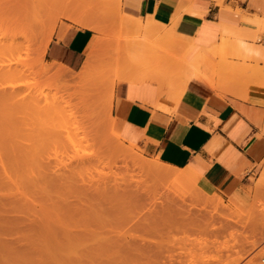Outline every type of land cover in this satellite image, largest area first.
<instances>
[{"label": "crops", "instance_id": "obj_1", "mask_svg": "<svg viewBox=\"0 0 264 264\" xmlns=\"http://www.w3.org/2000/svg\"><path fill=\"white\" fill-rule=\"evenodd\" d=\"M101 3H119L134 27L140 22L151 40L141 47L155 53V71L132 74L146 94L133 96L126 78L116 85L120 127L167 164L195 170L202 192L253 213V225L264 231V0ZM82 22L58 24L49 61L80 70L107 44L97 24ZM195 59L203 75L193 74Z\"/></svg>", "mask_w": 264, "mask_h": 264}, {"label": "bare ground", "instance_id": "obj_2", "mask_svg": "<svg viewBox=\"0 0 264 264\" xmlns=\"http://www.w3.org/2000/svg\"><path fill=\"white\" fill-rule=\"evenodd\" d=\"M69 14L68 16H70ZM79 21L82 24L84 23L82 22V20ZM18 24L20 25V22H18ZM137 24L138 26H141L140 22ZM25 26L26 25L23 26V29ZM146 27H153L151 21L146 24ZM14 29L15 32L17 27H14ZM8 33L6 34L7 36H10L12 34ZM29 33L30 32H28V37ZM50 34L53 33H49V35L45 37L46 39L44 40V42L41 44L39 50H42V54H46L47 47L52 39V35ZM11 36L9 37L10 39ZM25 36L27 37V33H25L24 36L22 33V37H20L21 39L23 38V40H21L20 42H18L19 35L18 37L14 36L9 44H7V40L9 38L7 37L6 40L5 36L4 38L6 41H4L5 44H3L4 42H2L3 45L1 44L2 40L0 39V51L2 53L3 50L9 52L8 54H3L5 58L10 55L14 57L9 58L10 61L7 60L8 58L4 59L2 63L1 60L3 58L1 57L3 55L0 52V61L1 64H3H0V83H6L10 81L9 78L8 81L3 79L5 81L1 82V78H6L5 76H7L8 78L9 74H11L10 76H13L12 74L18 71L20 73H24V75H22L24 77L25 73L32 74L33 77L35 76L37 78V83H40V85L44 80L45 83L43 82V85H46L47 89L49 88L51 90L53 87L56 89H52L53 91L51 90L53 94L56 91L61 92L57 93V95L55 94L54 96H51L53 94L48 93V95L51 96L49 97L45 94L47 89L45 90V92L43 91V93L40 92V88L38 90L40 93H37L38 95L36 96L23 95L24 93L23 91H21L23 89H19L20 87H18V89L16 88V86L9 88V86L7 85L3 86V84H0V239H47V241L48 239H51L50 241H48V243H46L47 250H43L45 252L40 254H37L38 251L36 252V254L40 256L33 257L31 254H29L30 252H27L29 256L27 255V257L24 256L23 258L22 256H16L13 261L14 263L17 262H15V260H18V257L19 259L21 258L22 261L20 262H23L22 264H125L126 260L127 263H130V258H128V256L130 255L127 254L128 251L126 250V254L128 256H123V254H121L124 251L121 246L122 243L111 244L106 241L107 243H105L108 245H99V247L104 250V254L105 250L107 251L108 255L106 256L105 254L106 257H98V254L96 256H90L91 253L93 254L98 251L97 245L90 240L147 239V235L151 234L155 228L167 223V221L169 220V211L167 212V210H164L159 214L147 213L140 215L141 213H139L136 215H131V213L136 212L139 199H142L141 196L138 195V193L133 189V187L135 185V187H144L143 184L146 180H140L146 176H150L162 180L165 183V186H163L164 190L166 189V191H172L173 193H178V195H181L182 188L190 179L196 176V171L190 168H185L180 171L179 168L167 164L166 162L152 161L147 159L142 153L135 149L134 145L137 144L132 141L130 134L126 131V125H122L120 127V134L117 133L116 137H114V135L112 134L113 137H110L112 143L106 142L105 139L104 140L106 143H101L102 145L106 144L107 147L110 146L111 148L110 151L109 147L107 148L108 150H104L101 148V152L104 150L103 154L105 153V151H108L109 154H112L111 151L113 150L114 153H116L114 157H110L108 155L110 160L107 157V159H104V156L100 155L101 152L99 154L95 153V148L97 146L93 149L89 147L95 146L96 144L93 143L95 139L93 137H90V134L92 133L91 135L93 136V132L97 130L94 129L96 127V121L95 119L93 120L92 116L90 115L92 112L95 114L94 109L92 108L91 103L87 100V104H90V106L85 105V108H87L88 106V109L86 111L84 106H82L84 102L82 100L80 101L79 99L81 103L78 100L76 101L78 103H75V98L79 96L78 94H76V92L80 88L84 89L83 85H87L86 82L90 80V78L92 79L94 77V73L90 72V69L92 66L96 67L92 65L94 60H96L94 59V54L96 52L92 51L94 54L91 52L82 70L78 72L79 74H76L78 75V78L75 79L74 77H72V75H75L76 72H72L65 65L56 62H53L55 64L53 66H43L40 67L41 69L37 68L38 70H34L31 66H28L30 63L27 60L28 58H26L30 54V50H33L31 49L33 45H30L31 48L27 47V38ZM30 38L32 40L31 36L29 37V39ZM119 55L118 57L120 61L122 55ZM4 61L9 62L6 63ZM192 62L194 65L193 74L203 75V68L202 70L199 69V64L198 62H196V59ZM90 73L93 74L92 77H89L91 76ZM112 73L113 72L111 71V76ZM206 73H208L207 70ZM120 74L121 73L119 70L118 77ZM26 76H28V74ZM17 77L18 76H16V78ZM18 78H20V76ZM110 78L112 79V77H108V79ZM125 78L128 79L132 84L133 96L142 97V95L148 92V86L139 82L140 80H142L139 75H130L127 77L125 76ZM114 82L115 81H113V84ZM78 83V86L80 88L77 86L76 89H79L76 92H74L73 90H71L70 93L67 92L71 86H73L74 88V86H76V84ZM105 84H109V82H106ZM108 86H106L105 88L107 89ZM61 89H64L63 91L67 90L65 92H67L66 94H69L65 95V92H62ZM112 89L114 90V87H112ZM113 90L109 92H114ZM72 91L75 93L76 97L75 95H72L73 93L71 94ZM80 95L83 94L80 93ZM81 99L86 98H83L82 96ZM105 99L107 98H104V101ZM113 101H110L111 103H108V108L110 104L113 105ZM76 104H78V106H81L78 107ZM103 106L106 107L105 105ZM89 107L93 109H90L91 113L89 112ZM112 107L113 106H110V108ZM84 110L86 111V113L84 112ZM26 111H32V113L34 112V114L31 113V115L29 116H36L35 114H37L38 119L39 117H41V119H39V123L40 120L42 121L40 123L41 125L34 126L33 124H31V127H24L25 130L22 129L27 120L23 122V120L19 118V115L22 113L24 114ZM81 111L84 114H81ZM77 113L80 115H78ZM93 113L92 115H94ZM112 118L113 117L111 112L110 119L112 120ZM91 119L94 125L88 127V125H86V121H91ZM111 120L109 122H111ZM20 123H23V125H21L22 128L19 127ZM49 123L50 125H48V127L47 124ZM72 125L75 126L73 130ZM102 127L104 128V125ZM89 129L91 132L89 131ZM109 131L110 133L112 132L110 128ZM97 132H99V130H97ZM104 134L105 133H103V135ZM79 135L81 136V138H79V142H77L78 140L76 141L75 139L77 138V136L79 137ZM95 135L97 136V134ZM101 136L102 135H100L99 138ZM113 138L114 141L112 140ZM126 139L130 140L131 145L128 147L123 145L124 143L122 144V142ZM98 141H102L101 138ZM84 142L88 143V147L94 153L92 154L91 151V153H89V148L87 147L88 149H84H86L89 154L84 152L83 150V153L86 154H82L81 157L78 156L76 160H71L69 163H64L66 159L65 157H67L68 159V157L70 156V159H73V156L71 154L72 152L74 156H76L78 152L82 153L80 151L82 150L80 149V146ZM86 143L84 145H86ZM107 143H111V145H107ZM84 145L81 146V148H83ZM49 149L52 150L50 151ZM121 164L123 166H121ZM106 168L108 169V171H105ZM130 181H134L135 185ZM193 182H195L194 179ZM41 191H43L44 194H42ZM161 192L157 193L160 194ZM40 193L42 195H38ZM200 193L208 197V201H206L207 203L204 205L205 208L208 209L210 207L211 209L218 210L219 207H221L223 203L222 198L215 195H208L202 191H200ZM154 196L156 198V194H154ZM194 212L195 211H193V213ZM204 214L207 215V213ZM211 214H214V212H212ZM126 215H128V217ZM211 216L213 220V215ZM181 217H183V215ZM125 220H129V222H127L124 228H120L122 222ZM207 220L208 219H206V221ZM133 221H135L134 224L127 228V226L130 225ZM215 221H217V219ZM214 224L216 225V223H213L212 225L214 226ZM130 242L131 240L129 241V243ZM26 243L25 246L28 244ZM134 243L135 242H133V244ZM11 244L13 247V243ZM19 247L20 245H18V249ZM102 247H104V249ZM12 249L14 250L15 248ZM14 256L15 255H12V257H7L6 255L1 256L0 264H9L8 262L10 261L8 260L11 258L13 260ZM20 262L18 261V263L16 264H20ZM254 264H264V256H262L261 254L260 260Z\"/></svg>", "mask_w": 264, "mask_h": 264}, {"label": "rangeland", "instance_id": "obj_3", "mask_svg": "<svg viewBox=\"0 0 264 264\" xmlns=\"http://www.w3.org/2000/svg\"><path fill=\"white\" fill-rule=\"evenodd\" d=\"M101 1L102 0H65V1H63V0H0V39L2 40V41L0 40L1 44H2V42L7 40V37L9 38L11 35H13V36H11V39L14 38V36L18 37V35H19L20 39L18 38V42H20L21 40H23V38L21 39L22 33H23V36L25 33H27V37L25 36L27 38V42H26L27 47L31 48L30 45H33L31 48L33 50H30V52L28 50V52L30 53L28 55L30 57V59L28 56L26 58H28L27 60L30 63L28 66L29 67L31 66L32 69H34V70H38L40 67H43V66L47 67L50 65L51 66L55 65L52 61H49L46 58V54H42V52H41L42 50L40 51L39 49L41 47V44L46 39L45 37L48 36L49 33L52 32L53 34H50V35H52V37H53L58 24L63 22V20L67 19V20H70V21L74 22L75 24H77L80 19L82 20V18L88 17V20L90 22H94L95 24H97L99 26L100 30L97 31V33L100 35L99 38L104 39L107 42V44L104 45L102 48L96 49L97 51L95 50V52H96L95 54L93 53L95 56L94 59H96V60H94L92 65H94L96 67L92 66L90 69V72L94 73V77L92 79L90 78V80H88L86 82L87 85L86 84H84L85 86L83 85L84 89L80 88L78 86L79 85V83H78V84H76V86H74V88L76 89L78 86L80 88V89L78 88L79 90L78 89L75 90L73 88V86H71L69 88L70 90L69 89H68V91L65 90L69 93L71 90H73L74 92H76L78 90L76 92V94L79 95V96L77 95L78 97H76V95L73 91L71 92V94L73 93L72 95H75V97H76L75 103H78L76 101L77 100L79 101V99H80V101L82 100L84 102V104L82 105V106H84V108L86 107L85 105H88L87 100L91 103V106L94 109L95 114L93 112L92 113L96 116L92 115L91 110H93V109H91V107H89V110L90 109L91 110L90 111L88 110L91 114L90 113H88V114H90L92 116L93 120L95 119V121H96L95 126L96 127L94 129L99 130V132H97V130H95L93 132V136L91 135L92 134L91 133L90 137H93L95 139L93 141V143L94 144L99 143L100 147H99V144H97V145L95 144V146H89V147H91V149H93L97 146L95 148V153H97V154H99L102 149L108 150L107 149L108 147H109V151H110V149H111L110 146L107 147L106 144L102 145L101 143L105 142V140H106V142L112 143L110 137L111 136L113 137V135H114V137H116L117 133L120 134V132H119L120 122H119L118 116L115 113V98H116V85H117V83L120 81H123L125 79V76L127 77V76L132 75L134 71H140V70L141 71L142 70H144V71L145 70L146 71H155L156 70L155 68H153V66H150V65H152V60L155 58L154 57L155 53L149 51L147 46L144 49L141 47L142 42H145V43L151 42L150 37L142 34L141 26L134 27V25L131 24V21L126 19L125 16L120 13L121 12V5L119 3L102 4ZM65 13H67V14H65ZM68 14L71 17L68 16ZM65 15H67V16H65ZM22 21H23V23H22ZM18 22H20V25L18 24ZM24 25H26L24 27L25 30L23 29ZM20 26H22V27H20ZM14 27L15 28L17 27L15 32H18L19 34L14 32V30H15ZM21 28H22V30H21ZM19 31L20 32L22 31L21 34ZM8 32L12 33V34L10 36H7L6 34ZM28 32H30L29 37L31 36L32 40H31V38L29 39ZM4 37L6 38V40ZM9 39L7 40L8 41L7 44H9L11 41V39L10 40ZM28 41H29V43H28ZM3 44H5V42ZM160 48H161V46H158V49H160ZM4 53L8 54L9 52H6V50H3L2 55ZM119 54L122 55L120 58V61H119V57H118ZM24 55H26V54H24ZM3 56L2 57L0 56L1 58H3L2 60L0 58L2 63H3L4 59L8 58L7 60L10 61L9 58H14L12 55H10L6 58H5V56L4 57ZM1 61H0V64H1ZM9 61H4V62L8 63ZM108 61H109V64H108ZM118 61H119V63H118ZM120 62H121V64L123 62L125 64L123 63L121 65ZM126 64H127V66H126ZM1 65H3V64H1ZM127 67H129V68H127ZM93 68H95V69H93ZM70 70L72 72H76L75 75H72V77H74V79H75V78H78L77 77L78 75H76V74L79 71H81L82 68L80 70H72V69H70ZM92 70H95V71H92ZM100 70H101V72H100ZM119 70H120L121 74L118 77ZM111 71L113 72L112 76H111ZM17 72H14L12 74L13 76H10L11 74H9L10 77L8 76V78H7V76H5L7 79L1 78V82L5 81V80L8 81L9 78H10V81H8L6 83L3 82L0 84H3V86L7 85V86H9V88L16 86V88L18 89V87H20L19 89H23V90H21L24 93L23 95L36 96V95H38L37 93H40L43 91L45 92V90L47 89L46 85H43V82L45 83L44 80H43V82H41L42 84L40 85V83L39 84L37 83V81H38L37 78L34 76L35 77V79H34L32 74L27 73L28 76H26L27 74L25 73V77H24V76H22V75H24V73L18 72V74H19L18 75ZM15 73H16V75H15ZM72 74H74V73H72ZM90 74H91V76H89V77H92L93 74L92 73H90ZM70 75H71V73H70ZM102 75L104 76V78ZM16 76H18V77L20 76V78L17 77L18 78L17 79ZM108 77H112V79L110 78L111 81H110V79H108ZM3 79H5V80H3ZM104 79L105 80L107 79V80L105 81ZM35 81L37 84L35 83ZM113 81H115L116 84H115V82L113 84ZM104 82L105 83L109 82V84H105ZM106 86H108L107 89L105 88ZM47 87H48V85H47ZM112 87H114V90L112 89ZM1 88H2V85H1ZM39 89H40V92L38 91ZM52 89L56 90L54 87ZM110 89H112L114 92H109V91H112ZM49 90H50L49 88L46 90V92H45L46 95H48V93L53 94V92H51V90L50 91ZM63 90H62V92H65ZM80 90H81V92H80ZM59 92H61V91H59ZM59 92L56 91L51 96H54L55 94L57 95V93H59ZM67 92H65L64 94L68 95L69 93L66 94ZM79 92L83 95H80ZM84 94H85V97H84ZM60 95H61V93H60ZM51 96H49V97H51ZM82 96H83V98H86V99H81ZM104 98H107V99H105V101H104ZM110 101H113V103H112L113 105L110 104L109 108H108V103H111ZM76 105L78 106V104H76ZM103 105H105L106 107H104ZM80 106L81 105H79L78 107H80ZM88 106H90V104ZM88 106H87V108H85L86 111L88 109ZM110 106H113V107L110 108ZM109 109L110 110L112 109V110L110 111ZM86 111L84 110L85 113H86ZM111 112H112V117H113L112 120L110 119L111 118ZM31 113H32V111H26L24 114L22 113L19 115V118H21L23 120V122H25L27 120L24 125H23V123H20V126H19L20 128H22L21 125H23L22 129H24V127L25 128L31 127L30 126L31 124H33L34 126L35 125H39V126L41 125L40 124L42 122L41 120L39 123V119H41V117H39V119H38L37 114H35L36 116H34V115L29 116V115H31ZM82 113L83 112L81 111V114ZM32 114H34V112ZM78 115H80V114H78ZM36 117H37V119H36ZM110 120H111V122H109ZM91 121H92V119H91ZM91 121L90 120L86 121V125H88V127H91V125H94L93 121H92V123H91ZM48 125H50V123L47 124V126ZM51 125H52V123H51ZM103 125H104V128L102 127ZM39 126H37V127H39ZM50 127H52V126H50ZM108 127L111 129V131H112L111 133H110ZM74 128H75V126H73L72 130ZM101 129H103V130H101ZM89 131H90V129H89ZM103 133H105V134L103 135ZM95 134H97V136ZM100 135H102L100 137L102 141H98L100 139L99 138ZM106 136H107V138H106ZM77 138L75 140L76 141L78 140L77 142H79V138H81V136L79 135V137L77 136ZM112 140L114 141V138ZM91 141H92V138H91ZM85 143L86 142H84L81 146H83ZM111 143H109V144L107 143V145H111ZM87 144L88 143H86V145ZM122 144L125 145L126 147L131 145L130 142H128L126 140L123 141ZM135 144H137V143H135ZM86 145H84L83 148H81V146H80V149H82L80 151L82 153L78 152V154H76V156L73 155V152L71 153L73 156V159H70V156L68 157V159H67V157H65L66 159L64 158L65 159L64 163H69L71 160H76L78 158V156L81 157L82 154H86L88 152L89 153L92 152V154H93L94 152L88 147V145L87 146ZM87 147L89 148L88 152L86 149H84ZM134 147L137 151L142 153L147 159L152 160V161L164 162L160 159L159 156H157L155 154H151L150 152H148L143 145L137 144V145H134ZM83 150L86 153H83ZM104 150L100 153L101 156H104V159L106 157L109 158V156L114 157L116 155V153H114L113 150L111 151L112 154H109L108 151H105V153L103 154ZM109 160H110V158H109ZM109 160H106V161H109ZM121 166H123V165L121 164ZM106 170L108 171L107 168L105 169V171ZM179 170L181 171L182 169L179 168ZM193 179L195 182H193ZM144 180H146L145 183L143 184L144 187H135L136 185H135L134 181H130L131 183L133 182L135 185L133 187V189L142 198V199H139L138 207L136 208L137 209L136 212L131 213V215H133V214L136 215L139 213H141L140 215L147 214V213L148 214L149 213L159 214L160 212L167 210V212L169 211L168 212L169 213V215H168L169 220L167 221V223L165 225H162L160 227L155 228L151 234L147 235V239H109V240L108 239H91L90 241L97 245L98 251L93 253V254L91 253L92 255L90 254V256H96L98 254V257H106L108 255L107 251L105 250V254H106V256H105V254L103 253L104 250H102L99 247V245H101V246L108 245V244H106L107 242H109L111 244L112 243H117V244L122 243L121 246H122L124 251L121 254H123V256L130 255V256H128V258H130V263H127V260H126L127 257H126L125 264H254L260 260L261 254H262V256H264V231L260 227H256L253 225L254 224L253 213L242 211V210H237L236 208L231 207L230 203H228L227 201H225L222 197H220L218 195H215V196H218V197L222 198V200H223L221 207H219L218 210L217 209H211L210 207H209L210 209L205 208L204 205L207 203L206 201H208V197H206L200 193L201 190L197 186V180L195 177L190 179L186 183V185L182 188L181 195H178V193H173L172 191H170V192L166 191V189L164 190L163 186H165L164 185L165 183L162 180H159V179L154 178V177L146 176L143 179H141L140 181H144ZM201 186H203V188H205V189H208L205 187V185L203 183H201ZM183 190H184V192H183ZM41 192H42V194H44L43 191H41ZM157 192H161V193L159 194ZM210 192L212 193V191H210ZM42 194L40 193L38 195H42ZM154 194H156V198H155ZM182 195H183V197H182ZM174 199H175V201H174ZM189 206H190V208H189ZM170 208H171V210H170ZM192 210L195 212L193 213ZM208 211L209 212L212 211V212H214V214H211L212 212L209 213ZM170 212L172 215L170 214ZM204 213H207V215ZM187 214H188V216H187ZM192 214L194 215V217ZM217 214H219V215H217ZM182 215H183V217H181ZM211 215H213V220H212ZM126 216L128 217V215H126ZM174 216H176V217H174ZM201 216H203V217H201ZM208 216H209V218H208ZM217 216H218V218H217ZM172 217H173V219H172ZM206 219H208V220L211 219V220L206 221ZM216 219H217V221H215ZM127 222H129V220L123 221L120 228H124L126 226ZM134 222L135 221H133L130 225H128L127 228L132 226L134 224ZM208 222L216 223V225L214 224V226H213L212 225L213 223H208ZM209 226H211V227H209ZM1 240L2 239H0V245H1L0 246V250H1L0 251V254H1L0 257L5 256V255L7 257L8 256L12 257V255H15L13 260H12V258L8 260V261H10L8 263L9 264H16V263H18V261L19 262L22 261L21 258L19 259L20 256H22V258L24 256L27 257V255L29 256V254H31L33 257L40 256L37 254L45 252L43 250L47 248L46 243H48V241H50L51 239H48V241H47V239H28V240L25 239L27 241H25L24 239H20V240L19 239L18 240L17 239H8L9 241L6 239H3L2 241ZM15 240L19 241V242H16ZM59 240H64V239H59ZM130 240H131V242L129 243ZM4 241H5V243H4ZM10 241H11V243H13V247H12V244L10 243ZM133 242H135V243L133 244ZM6 243H7V245H6ZM25 243L27 244L26 246H25ZM93 243H91V244H93ZM99 243H102V244H99ZM43 244H45V245H43ZM130 244H132V245H130ZM14 245H15V247H14ZM18 245H20L21 248L19 247V249H18ZM3 246L6 248H4ZM10 246L12 248H15V249L13 250ZM28 246H29V248H28ZM3 248H4V250H3ZM27 248H28V251H27ZM102 248L104 249V247H102ZM35 249H36V251H35ZM126 250L128 251L127 252L128 255L126 254ZM37 251H38V253L36 254ZM22 252H23V254H22ZM27 252L28 253L30 252V253L28 254ZM124 252L126 255L124 254ZM3 253H5V254H3ZM16 256H19V257L17 258L18 260H15V262L16 261L17 262L14 263L13 261L16 258ZM22 263L23 262H20V264H22Z\"/></svg>", "mask_w": 264, "mask_h": 264}]
</instances>
